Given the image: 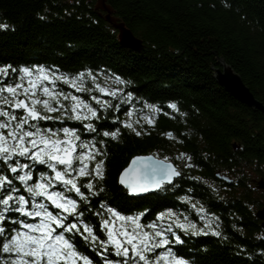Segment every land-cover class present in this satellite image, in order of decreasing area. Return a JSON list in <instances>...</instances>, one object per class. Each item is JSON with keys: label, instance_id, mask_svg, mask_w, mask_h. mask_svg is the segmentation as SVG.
I'll return each mask as SVG.
<instances>
[{"label": "trees", "instance_id": "1", "mask_svg": "<svg viewBox=\"0 0 264 264\" xmlns=\"http://www.w3.org/2000/svg\"><path fill=\"white\" fill-rule=\"evenodd\" d=\"M105 2L112 16L141 39L139 51L120 44L118 31L96 8V0H0V24L9 26L0 29V66H44L68 78L88 71L96 76L95 83L85 76L84 87L91 90L88 92H77L61 81L54 87L90 103L99 119L40 122L44 128H78L82 139L94 141L104 153L97 157V161L105 162L104 179L86 176L78 181L82 186L92 180L98 195L81 187L88 197L85 202L72 194L80 204L82 219L104 240L101 217L96 215L103 211L102 204L122 215L144 212V225L155 221L158 213L171 209L208 233L191 236L174 228L183 243L172 246L191 264H264V229L256 217L264 205V190L256 185L257 180H264V115L231 96L213 77L214 67L223 59L264 103V0ZM113 74L126 83H115ZM97 85L123 91L112 97L99 92ZM129 92L132 100L123 103L121 98ZM93 96L111 101L113 107L102 109ZM169 104H176L178 110L169 108ZM129 111L133 112L131 117L127 115ZM20 115L23 111L17 110ZM145 117L153 123L149 124ZM126 121L141 135L124 127ZM84 123H93L96 132L85 131ZM117 129L116 139L103 135ZM136 154L167 158L181 176L163 190L129 196L118 185L117 175ZM21 162L30 163L23 158ZM94 166L92 163L89 167ZM41 172L50 170L38 165L30 183ZM216 173L227 176L230 182L217 178ZM0 174L13 179L19 189L15 195H24L31 201L6 166L0 165ZM183 197H190L189 202H184ZM201 206L203 214L198 212ZM13 218L19 217H9V221ZM4 226L11 234L14 226L10 222ZM213 231L220 235H212ZM73 239L77 250L93 264H104L97 255L99 243L94 251L79 234ZM105 255L121 259L114 257L111 249Z\"/></svg>", "mask_w": 264, "mask_h": 264}, {"label": "snow or ice", "instance_id": "2", "mask_svg": "<svg viewBox=\"0 0 264 264\" xmlns=\"http://www.w3.org/2000/svg\"><path fill=\"white\" fill-rule=\"evenodd\" d=\"M8 27L7 24H0V29ZM85 76L95 83L96 76L91 71L68 78L44 66L19 69L11 65L0 66V165L6 166V170L13 174L14 179L23 186V191L31 197L29 201L24 195H15L19 189L13 179L0 174V193H6L0 195V264H93L87 255L77 250L73 239L77 234L94 251L99 243L100 251H97V255L102 257L104 264H191L172 246L183 243L174 228L191 236L208 233L203 228H198L187 216L181 219L180 214L171 209L158 213L155 221L144 225L141 223L144 212L122 215L114 207L102 204L103 211H98L96 215L101 217L100 228L106 236L104 240L82 219L80 204L72 194L79 201L85 202L88 197L81 187L86 188L93 196L98 195V192L93 191L92 180L82 186L78 181L86 176L95 180L104 179L105 162L97 161V157L104 153L96 147L94 141L82 139L78 128H44L40 122L64 119L84 122L99 119L96 108L90 103L54 87L61 81L75 87L77 92L91 91L84 87ZM113 78L115 83H126L115 74ZM97 90L112 97H117L118 92L123 91L99 85ZM92 99L102 109L113 107L111 101H102L96 96ZM121 99L123 103H128L132 100V93H127ZM62 100L68 103L65 104ZM145 107L159 111L151 105ZM169 108L178 110L176 104H169ZM17 110H22L23 115L17 116ZM57 112L60 115H51ZM127 115L131 117L133 112L129 111ZM145 119L149 124L153 123L150 117ZM124 127L141 135L131 122H124ZM84 130L95 133L96 127L93 123H84ZM118 134L119 129L103 133L113 139ZM168 135L171 137L172 134ZM100 143L103 144V141ZM21 158L30 163H22ZM92 163L95 166L90 168ZM38 165L44 166L50 173L41 172L30 183L34 180L33 169ZM179 175L180 172L167 163V158L161 161L153 157H135L121 172L119 184L130 196H141L163 190L165 185L172 184L173 178ZM182 200L187 203L190 197H183ZM198 212L203 214L205 210L201 206ZM14 216L19 218L9 221V217ZM201 219H204V215H201ZM8 222L14 226L11 234L4 226ZM207 227L208 224H205V228ZM169 234L174 239H170ZM212 235L219 236L220 233L213 231ZM109 249L114 257L121 259H108L105 254ZM158 249L163 251L157 252Z\"/></svg>", "mask_w": 264, "mask_h": 264}, {"label": "water", "instance_id": "3", "mask_svg": "<svg viewBox=\"0 0 264 264\" xmlns=\"http://www.w3.org/2000/svg\"><path fill=\"white\" fill-rule=\"evenodd\" d=\"M96 8L101 9L105 14L104 18L105 20L112 25L113 28H115L118 31V38L119 42L122 46L126 48H130L133 50L139 51L141 49V39L134 35V33L127 28L123 22L118 21L115 17L112 16V9L109 5L106 4L105 0H96ZM213 77L216 80V82L224 88L226 92H228L231 96L242 102L243 104L247 105L248 107L252 109H257L264 115V103L260 100H258L254 94L251 92L249 87L243 82L240 75L233 70V68L227 64L223 59H219V66L214 67L213 69ZM135 157H153L157 160H165L161 157H157L153 154H136L132 156L127 164L121 168L117 175V183L119 186L123 188L122 185L119 184V177L123 169L129 166V164L132 162V160ZM167 163L171 164L173 167H175L179 172L180 170L178 167L170 160H167ZM181 176V172L180 175ZM177 176V177H179ZM215 176L221 180H224L225 182H230V179L225 175H220L219 173H216ZM177 177H174L173 180ZM256 185L259 189L264 190V180L261 178L256 181ZM155 191L151 192L154 193ZM148 193V194H151ZM128 194V193H127ZM129 195V194H128ZM147 194L141 195L145 196ZM130 196V195H129ZM140 197V196H137ZM256 217L261 220V227L264 229V205L260 207L256 212Z\"/></svg>", "mask_w": 264, "mask_h": 264}, {"label": "rangeland", "instance_id": "4", "mask_svg": "<svg viewBox=\"0 0 264 264\" xmlns=\"http://www.w3.org/2000/svg\"><path fill=\"white\" fill-rule=\"evenodd\" d=\"M108 82H111L110 80H107Z\"/></svg>", "mask_w": 264, "mask_h": 264}]
</instances>
